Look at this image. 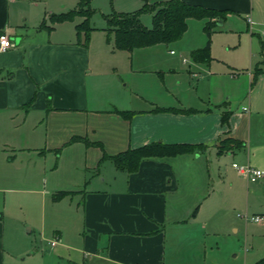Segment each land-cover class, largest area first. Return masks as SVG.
Listing matches in <instances>:
<instances>
[{"label":"crops","instance_id":"1","mask_svg":"<svg viewBox=\"0 0 264 264\" xmlns=\"http://www.w3.org/2000/svg\"><path fill=\"white\" fill-rule=\"evenodd\" d=\"M183 1L227 11L212 32L229 14H249L264 26V0ZM52 13L38 0H0V33L15 44L0 51V264H205L207 221L224 217L233 198L232 185L227 198L223 191L225 154L264 171V132L252 130L264 119V58L248 74L236 112L227 102L192 104L153 77L144 82L148 73L163 78L154 48L164 43L115 49L105 23L95 45L91 25L84 46L76 42L75 18L52 24ZM224 138L241 145L218 153ZM152 142L201 146L144 158L134 172L102 158ZM58 191L69 194L54 200ZM66 200L68 215L46 211ZM34 201L36 217L54 225V240L43 245L22 230L31 231V213L8 215L11 204L21 210ZM75 212L70 242L58 223L75 227Z\"/></svg>","mask_w":264,"mask_h":264},{"label":"rangeland","instance_id":"2","mask_svg":"<svg viewBox=\"0 0 264 264\" xmlns=\"http://www.w3.org/2000/svg\"><path fill=\"white\" fill-rule=\"evenodd\" d=\"M38 1L46 10L59 13L74 8L79 0ZM147 2L153 3L154 0H147ZM142 4L143 0H91L90 7L94 12L90 25L98 28L94 32L92 43L97 44L102 37V31L99 28L106 25L103 15L110 13L112 9L119 12H131ZM262 5L264 8V2ZM261 13L262 11L259 15ZM248 16L251 15H227L222 25L219 28L215 27L210 36L203 29L205 20H188L187 29L179 39L154 48L157 52L155 66L163 71V78L148 73L144 82L152 83L150 78L153 77L164 89L175 93L178 98L187 102L197 105L227 102L229 109L236 112L241 106L238 99L245 94L243 86L250 82L248 74L253 72L259 58H264V46L261 43L264 26L260 23L261 19L251 16L254 25L248 27ZM81 20V17H75L76 23ZM140 21L143 25L150 27V14L143 13ZM208 43L210 55L214 59L209 64L195 63L191 58V52L204 48ZM137 51L135 50V53ZM171 52L174 53L171 54ZM231 71L236 74L230 73ZM98 81L104 80L98 78ZM226 96L230 97L227 99ZM252 130L264 132V119H261L254 127L252 126ZM225 155L223 167L226 180L223 191L227 198V188L232 185L233 198L226 202L224 217L207 221L206 228L210 229V234L204 242L206 252L202 259L206 261L205 264H253L264 258V179L249 182L244 175L232 167L234 162L245 165L241 163L239 157ZM63 202L65 204L55 208L47 206L46 211L48 214L64 212L68 215L69 212L65 211L68 208V200ZM34 203H29L30 205L23 203L21 210L19 206L11 204L8 215L13 219L17 218L18 212L31 213L34 218L30 219L27 225L31 231L27 232L25 228L22 230L26 231V235L35 243L43 245L47 241L54 240V225L47 220L43 222L41 217H36L37 206L35 201ZM255 216H259L260 219L255 221ZM71 219L75 227L72 224L68 226L67 220L58 224L66 238L70 242H76V212L71 214L69 220Z\"/></svg>","mask_w":264,"mask_h":264},{"label":"trees","instance_id":"3","mask_svg":"<svg viewBox=\"0 0 264 264\" xmlns=\"http://www.w3.org/2000/svg\"><path fill=\"white\" fill-rule=\"evenodd\" d=\"M91 0H79L78 5L66 12L52 13L48 20L50 23H60L63 21L73 20L76 16H81L82 20L75 24L76 42L84 46L89 42L92 27L90 18L94 10L90 7ZM226 10H217L214 8L204 7L198 4H190L183 0H166L162 2L148 3L143 0L142 6L133 12H116L112 11L107 15H103L107 24V32L113 34L114 48L118 50L131 51L134 48L154 45L156 43H169L179 39L187 28V19H207L203 26L208 36L212 33V28L218 20L225 17ZM143 13H149L151 26L147 27L140 21ZM42 26L45 22L42 21ZM48 29L50 27L47 26ZM191 58L197 62H209L210 48L209 43L204 48L195 49L191 52ZM257 69L253 80L260 74ZM169 109V108H168ZM161 110V109H155ZM192 111V110H186ZM133 112H125L124 117H130ZM229 112L222 115V122L226 123ZM83 140L86 144H94L102 148L99 142H89L80 137H73L71 141ZM226 142H228L226 144ZM234 145H241V142L232 138H224L219 142L218 153L226 151ZM201 145L187 144H165L162 142H152L143 146L127 149L118 154L109 156L105 152L102 158H110L115 167L127 172H134L138 169L140 161L148 157L173 156L180 153L191 152ZM67 191H58L52 195L54 200H58L68 195ZM253 264H264V258Z\"/></svg>","mask_w":264,"mask_h":264},{"label":"built area","instance_id":"4","mask_svg":"<svg viewBox=\"0 0 264 264\" xmlns=\"http://www.w3.org/2000/svg\"><path fill=\"white\" fill-rule=\"evenodd\" d=\"M251 24L252 20L248 19ZM264 24V23H263ZM262 39L264 40V31L262 33ZM15 46L12 39L6 33H0V51H5L7 49L13 48ZM245 109V108H244ZM232 166L236 168L242 175H244L248 181L256 182L264 176V171L258 168H253L249 165H239L238 163H232ZM259 216H255L254 220L258 221ZM53 245L54 242H51Z\"/></svg>","mask_w":264,"mask_h":264}]
</instances>
